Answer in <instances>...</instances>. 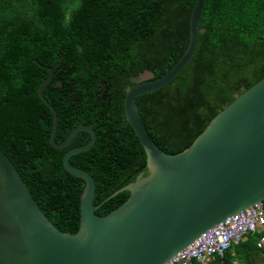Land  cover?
<instances>
[{
    "label": "trees",
    "instance_id": "obj_1",
    "mask_svg": "<svg viewBox=\"0 0 264 264\" xmlns=\"http://www.w3.org/2000/svg\"><path fill=\"white\" fill-rule=\"evenodd\" d=\"M195 1L0 0V148L59 229L79 230L85 187L63 157L91 135L80 131L66 147L52 146L53 114L38 93L50 75L46 67L54 68L44 96L57 111L56 141L80 123L96 132L93 146L70 163L94 178L96 214L105 216L128 199L120 189L148 174L125 115L126 93L146 72L159 78L181 58ZM263 77L264 0H206L193 59L137 105L156 144L177 154ZM261 237L264 228L212 264H264Z\"/></svg>",
    "mask_w": 264,
    "mask_h": 264
},
{
    "label": "water",
    "instance_id": "obj_2",
    "mask_svg": "<svg viewBox=\"0 0 264 264\" xmlns=\"http://www.w3.org/2000/svg\"><path fill=\"white\" fill-rule=\"evenodd\" d=\"M205 1H195L190 40L181 58L159 78L146 72L126 93L125 115L146 153L148 174L120 189L130 192L128 199L105 216L96 214L94 178L70 163L73 155L93 146L96 132L80 123L64 142L56 141L57 111L44 96L54 68L46 67L50 75L38 93L53 114L52 146L66 147L80 131L91 135L87 144L63 157L65 170L85 181L80 227L76 233L59 229L0 148V264H168L225 219L263 203L264 77L177 154L156 144L137 105L139 96L166 86L193 59Z\"/></svg>",
    "mask_w": 264,
    "mask_h": 264
},
{
    "label": "built area",
    "instance_id": "obj_3",
    "mask_svg": "<svg viewBox=\"0 0 264 264\" xmlns=\"http://www.w3.org/2000/svg\"><path fill=\"white\" fill-rule=\"evenodd\" d=\"M263 228L264 206L257 204L202 234L168 264H191L193 260L200 264H212L214 259L223 258L234 245L245 241L248 234ZM257 246L264 251V237L259 239Z\"/></svg>",
    "mask_w": 264,
    "mask_h": 264
},
{
    "label": "crops",
    "instance_id": "obj_4",
    "mask_svg": "<svg viewBox=\"0 0 264 264\" xmlns=\"http://www.w3.org/2000/svg\"><path fill=\"white\" fill-rule=\"evenodd\" d=\"M237 264H240V263H238V262H236Z\"/></svg>",
    "mask_w": 264,
    "mask_h": 264
}]
</instances>
